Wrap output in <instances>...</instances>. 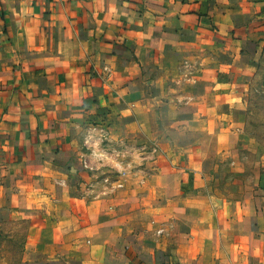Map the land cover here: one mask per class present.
Here are the masks:
<instances>
[{
    "label": "crops",
    "instance_id": "obj_1",
    "mask_svg": "<svg viewBox=\"0 0 264 264\" xmlns=\"http://www.w3.org/2000/svg\"><path fill=\"white\" fill-rule=\"evenodd\" d=\"M258 1L264 10V0ZM252 5L253 0L242 9L236 0H0V201L4 197L34 217L31 203L40 202L36 182L81 168L77 135L83 130L85 137L91 121L118 122L121 135L127 132L120 124L129 123L133 137H157L167 151L170 146L182 155V172L176 170L184 184L198 180L200 165L193 164L195 152L184 141L195 143L203 130L201 99L189 97L199 106L189 116L178 109L170 117L164 112L173 103L163 92L187 87L182 75L188 72L180 67L184 54L208 42L211 49H198L193 83L206 77L222 114L238 105L253 72ZM156 122L163 125L160 135L152 130ZM216 123L209 116L202 133ZM53 183L69 184L65 177ZM255 204L230 221L213 210L208 225L182 232L188 236L179 241L172 235L164 242L155 235L136 241L124 232L110 242L108 231L93 238L92 227H62L57 241L39 243L52 251L40 264H264V196Z\"/></svg>",
    "mask_w": 264,
    "mask_h": 264
},
{
    "label": "rangeland",
    "instance_id": "obj_2",
    "mask_svg": "<svg viewBox=\"0 0 264 264\" xmlns=\"http://www.w3.org/2000/svg\"><path fill=\"white\" fill-rule=\"evenodd\" d=\"M244 2L236 0V9H242ZM261 5V1L253 0L250 9L254 33L248 52L253 60V72L244 81L238 105L222 114L213 105L206 77H202L200 84L193 83L191 75L201 60L198 49H211L208 42H203L201 47L190 46V55L184 54L186 58L180 67L188 72L182 75L187 77V87L163 92L173 103L164 112L170 117L178 109L182 115L189 116L195 107L202 105L199 107L203 112L199 116L203 119L202 131L206 130L209 116L217 119L212 132L198 131L195 143L190 138L184 141L195 152L193 164L200 165L198 180L184 184L183 176L178 175L182 172V155L170 152V146L167 151L157 137L151 141L143 134L133 137L129 123L120 124L128 133L121 135L118 122L91 121L89 124L94 125L88 129L93 131L85 137L83 130L77 135L76 150L83 151L79 155L81 168L50 175L52 179L46 180V184L42 179L36 182L35 193L40 196V202L31 203L34 217L10 207L9 201L2 197L0 264L42 263L52 251L39 247V243L50 245L57 241L62 227L77 226V231L92 227L93 234L88 236L93 238L98 236L96 233L108 231L110 242L124 232L136 241L138 237L146 239L154 235L157 242H164L171 235L179 241L182 232L189 233L200 224L208 225L213 210L223 212V221H230L234 213L237 216L242 210L257 208L255 201L264 196V10ZM191 96L201 99L199 106L190 103ZM173 97L178 100V106ZM178 126L175 125L176 130H181ZM152 127L155 134L162 133L163 125L156 122ZM54 177H65L69 184L56 185ZM188 233L182 235L184 240ZM189 235L196 236L195 239L201 237L198 233ZM28 243H31L29 250Z\"/></svg>",
    "mask_w": 264,
    "mask_h": 264
},
{
    "label": "trees",
    "instance_id": "obj_3",
    "mask_svg": "<svg viewBox=\"0 0 264 264\" xmlns=\"http://www.w3.org/2000/svg\"><path fill=\"white\" fill-rule=\"evenodd\" d=\"M174 264H179L178 262L174 263Z\"/></svg>",
    "mask_w": 264,
    "mask_h": 264
}]
</instances>
